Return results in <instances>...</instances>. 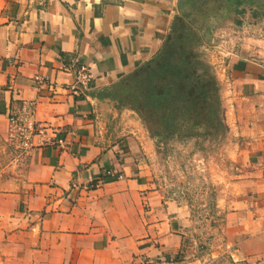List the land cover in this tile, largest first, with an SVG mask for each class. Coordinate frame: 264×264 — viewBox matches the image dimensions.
Segmentation results:
<instances>
[{"label":"crops","instance_id":"crops-1","mask_svg":"<svg viewBox=\"0 0 264 264\" xmlns=\"http://www.w3.org/2000/svg\"><path fill=\"white\" fill-rule=\"evenodd\" d=\"M182 4L0 0V264H213L184 256L187 209L152 189L142 140L114 128L116 109L98 96L159 55ZM77 65L91 77L80 98L67 91ZM219 72L238 172L218 206L222 253L228 264H264V62L232 55ZM22 101L35 103L41 131L20 162L8 118ZM107 170L122 179L102 181Z\"/></svg>","mask_w":264,"mask_h":264},{"label":"rangeland","instance_id":"rangeland-1","mask_svg":"<svg viewBox=\"0 0 264 264\" xmlns=\"http://www.w3.org/2000/svg\"><path fill=\"white\" fill-rule=\"evenodd\" d=\"M192 1L195 6L188 11L192 14L189 20L205 21L212 29L210 40L194 51L217 81L222 120L225 104L223 85L218 81L220 68L227 66L232 55L264 62V6L261 7L264 0L245 2L244 5L252 2L249 7L255 18L247 7L243 16H236L229 0ZM239 20L241 25L236 24ZM111 102L117 112L114 128L132 132L138 142L142 140L136 156L142 161L152 189L182 204L189 213L191 225L184 242V256L201 262L228 264L227 253H222V244L227 238L226 210L222 212L219 207L224 197L235 190L238 172L237 165L228 158L230 138L225 125L223 131L219 129L213 135L166 140L152 136L157 126L148 112L138 114L128 104L118 108L116 102Z\"/></svg>","mask_w":264,"mask_h":264},{"label":"trees","instance_id":"trees-1","mask_svg":"<svg viewBox=\"0 0 264 264\" xmlns=\"http://www.w3.org/2000/svg\"><path fill=\"white\" fill-rule=\"evenodd\" d=\"M246 1L229 0V7H235L236 16H243L247 7L255 18L249 7L252 2L244 5ZM183 13L174 21L169 40L153 61L98 94L116 102L118 108L128 104L138 114L148 112L157 126L152 136L166 140L224 130L217 81L194 51L210 40L212 29L207 22L194 23Z\"/></svg>","mask_w":264,"mask_h":264},{"label":"built area","instance_id":"built-area-1","mask_svg":"<svg viewBox=\"0 0 264 264\" xmlns=\"http://www.w3.org/2000/svg\"><path fill=\"white\" fill-rule=\"evenodd\" d=\"M34 81L39 85L46 84V80L40 77H34ZM91 77L83 65H79L74 71V80L67 87V91L74 98H80L90 89ZM50 86V84H49ZM35 103L32 101H22L19 111L8 118V143L15 151L17 161L27 159L32 151V142L35 136L40 133V128L34 120ZM63 141L59 140L58 145ZM120 174L107 170L103 173L102 181L121 180Z\"/></svg>","mask_w":264,"mask_h":264},{"label":"flooded vegetation","instance_id":"flooded-vegetation-1","mask_svg":"<svg viewBox=\"0 0 264 264\" xmlns=\"http://www.w3.org/2000/svg\"><path fill=\"white\" fill-rule=\"evenodd\" d=\"M184 4H186V5H184V7L187 8V10H186L187 12L191 11V9H193L195 6L194 1H192V0H188V1L184 2ZM187 12L184 11L183 15L185 17H187L188 19L192 18L191 17L192 14L190 15V13L189 12L187 13Z\"/></svg>","mask_w":264,"mask_h":264}]
</instances>
